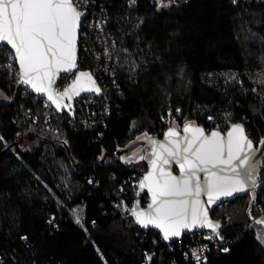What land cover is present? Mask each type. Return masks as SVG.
Instances as JSON below:
<instances>
[{
  "label": "trees",
  "instance_id": "16d2710c",
  "mask_svg": "<svg viewBox=\"0 0 264 264\" xmlns=\"http://www.w3.org/2000/svg\"><path fill=\"white\" fill-rule=\"evenodd\" d=\"M100 3L111 19L102 36L99 30H83L77 65L94 74L105 99L88 105L80 99L73 119L44 109L45 99L17 84V65L9 75L7 61L0 60V264H205L184 258L189 236L166 244L159 234L133 224L126 211L134 202L147 204V195L136 192L147 165H124L116 150L145 132L161 138L169 108L179 125L195 121L207 132L223 133L246 117L258 145L264 136V96L259 94L264 86L257 82L264 72V0H238L237 5L176 0L160 11L154 0H137L134 10H128L127 0H97L91 9L97 15L88 16V23L98 18ZM138 18H143L139 28ZM109 35V44L114 40L119 49L123 39L131 53L125 59L117 51L106 61L117 65L115 76L96 59L103 61L101 41ZM86 48L93 54L85 55ZM232 74L237 80L229 79ZM69 82L64 76L58 86ZM226 112L234 114L231 120ZM258 187L249 213L248 196L211 213L222 221L230 252L221 251L217 240H202L207 264H264V246L256 239L264 225L255 223L264 219V184ZM72 209L83 227L75 223Z\"/></svg>",
  "mask_w": 264,
  "mask_h": 264
},
{
  "label": "snow or ice",
  "instance_id": "6c2138e0",
  "mask_svg": "<svg viewBox=\"0 0 264 264\" xmlns=\"http://www.w3.org/2000/svg\"><path fill=\"white\" fill-rule=\"evenodd\" d=\"M154 3L157 11H160L176 3V0H154ZM231 3L237 5L238 0H231ZM97 6V0H0V60L7 61L9 75L13 74L14 65H18L15 72L17 84L26 86L37 98L46 97L44 109L54 106L56 112L67 109L73 115L74 97L83 92L97 96L102 94L103 89L94 74L88 71L75 72V79L63 91H57L54 87L59 73H72L77 68L78 46L83 30L91 28L99 30L98 36L105 34L106 25L111 19L105 3L99 4L98 18L93 23H85L89 14L97 15L91 12ZM127 6L128 10H134L138 6L137 0H127ZM138 20L137 28L143 23V18ZM109 39L110 35L101 41L105 45L103 61L100 57L96 59L105 62V72L115 76L117 65L109 67L106 61L112 59L117 51L125 53V59L131 53L123 46V39L119 49L114 40L109 44ZM92 54L85 49V55ZM137 68L133 60L132 71L137 72ZM180 71L182 73L183 69ZM229 79L237 80L236 74L230 75ZM257 82L264 86V72L259 74ZM113 83H116L115 79ZM252 91L256 93L258 89L253 88ZM259 94L264 96V90H260ZM176 113L181 114V109L176 108ZM168 115L169 126L163 133V140L152 138L145 132L136 137V141H145L150 150L139 151L132 144L128 146L129 155L120 157L127 163L146 160L149 166L139 181V188L147 189L151 202L147 209L133 203L129 214L142 228L151 226L159 229L164 241L179 237L184 230L208 229L209 234L205 235V239L219 241L220 250L229 253L230 247L224 246L222 225L210 218L209 210L217 201L222 204V198L232 197L234 193L247 192L253 200L256 199L257 187L264 184V179L258 175L262 161L257 157V153L264 156V136L256 142L259 147L255 146L246 128V117H242L240 122L230 123L226 134H222L218 128L206 133L203 127L186 120L181 135L177 121L171 118V108ZM261 115L264 116V112ZM225 116L231 120L234 114L226 112ZM208 119L211 121L214 117L209 115ZM131 127H136L135 121ZM3 139L0 136V140ZM173 163L179 167L178 176L170 170ZM89 183L92 181L89 180ZM71 195L69 191L68 196ZM203 196L207 197V203L202 201ZM63 205L64 202L58 201L59 207ZM72 212L76 215L75 223L83 227L77 210L72 209ZM48 223L51 225L54 221L50 219ZM255 223L264 225V219H257ZM20 239L26 247L30 246L26 235ZM256 239L264 246V237L258 233ZM205 251L207 245L200 249L199 255L195 250L192 255L198 262L203 258L207 264V257L203 256ZM152 258L146 254L147 260ZM33 264L37 262L34 260Z\"/></svg>",
  "mask_w": 264,
  "mask_h": 264
},
{
  "label": "water",
  "instance_id": "95a60500",
  "mask_svg": "<svg viewBox=\"0 0 264 264\" xmlns=\"http://www.w3.org/2000/svg\"><path fill=\"white\" fill-rule=\"evenodd\" d=\"M79 44H80V43H79ZM78 53H79V46H78ZM78 63H79V56H78ZM16 67L18 68V65H17ZM77 71H88V70H80V69L78 68V65H77V68L74 69L72 73H65V72H61V73H59L58 76H57V78H56V84L54 85V87H56V86L58 85L60 79H61L63 76H68V77L73 76L72 79L74 80V79H75V75H74V73L77 72ZM88 72H90V71H88ZM94 78H95V77H94ZM71 82H72V81H70V83H71ZM70 83H69V84H70ZM21 86L26 88V86H24V85H21ZM66 87H67V86H66ZM27 90H29V91L31 92L30 89H27ZM31 93H32V92H31ZM32 94H33V95H36L35 93H32ZM87 95H90V96H93V97L97 96V95H95V94H91V93L83 92V93H81L80 96H78V97H74V101H73V103H72V111H73V113H74L73 115H70V114L68 113L67 109H65V110L62 111V112H56L54 106H52V109H53V111H54L55 113H57V114H59V115H61V114H66V115H68L71 119H73V118H74V115H75V109H74V107H73L74 104H75V102H76L77 100H79L80 98H82V97H84V96H87ZM43 99L46 100V97H43ZM192 122H194L196 125H198L195 121H192ZM177 124H178V123H177ZM183 125H184V123H183L182 125H179V124H178V130L180 131L181 135H183ZM198 126L203 127V126H201V125H198ZM203 128H204V127H203ZM166 130H167V129H166ZM166 130H165V131H166ZM205 131H206V130H205ZM211 131H212V130H211ZM211 131H210V132H211ZM210 132H207V131H206V133H210ZM226 132H227V129H226V131L223 132L222 134H226ZM163 133H164V132H163ZM142 134H143V133H142ZM142 134H141V135H142ZM141 135H138V136H141ZM138 136H136V137H138ZM136 137H135L132 141H130L126 146H124V147H122V148L116 150V158L119 160V162H121V163L124 164V165H130V164H132V163H137V162L144 161V162L146 163V165H147V169H146L145 173L142 175V177H141V179H142L143 176L147 173V171H148V167H149V166H148V163H147L146 160H133L131 163H127V162H125V161H123V160L120 159L121 156H127V155H129V152H128V146H130V145H132V144H135V148H136L137 150H139V151L150 150V149L148 148V145L146 144L145 141H143V140H141V141H136ZM150 137H151V136H150ZM152 138H153V137H152ZM155 139L163 140V135H162L161 138H155ZM257 147H259V145H257ZM257 157H258V159H260L261 161H262V159L264 158V156H260L259 153H257ZM170 170H171V172H172L173 175H176V176L179 175V167H178L177 165H175L174 163L171 165ZM175 170H176V172H175ZM258 175H260V173H258ZM201 178H203V174H201ZM258 190H259V187H257V190H256V198H257V192H258ZM138 191H139V195H142V194H146V195H147V200H148L147 203L149 204V203L151 202V197H150V194L147 192V189L145 188V189L141 190V189L139 188V184H138ZM245 196H250V197H249L248 207H247V210H246V212L249 213V212L251 211V209L253 208V205H254L256 199L253 200L252 197H251V195H250L249 193H247V192H244V193H234V195H233L232 197L222 198V199H223V203H222V204L233 202L234 199H239V198H242V197H245ZM202 201H203L204 203H207V197H206V196H203V197H202ZM135 203H138L141 209H147L148 204H147L146 206L143 207V206L140 205V202H139V201H137V202H135ZM222 204H221L220 201H217V203H216L215 205H212V207H211L210 210H209L210 218H211V213H212V212H213V211H214L219 205H222ZM127 211L129 212L130 209L127 210ZM130 218L132 219L133 224H134L137 228H139L140 230H145V231H147V230L154 231L155 233L159 234V235L161 236L162 240H163L162 233H160L159 229L153 228V227H151V226H149V228H147V229H144V228H142L140 225H138V224L135 223V219H134L132 216H131ZM211 219H212V218H211ZM212 220H213V219H212ZM213 221H215V220H213ZM219 222H220L221 225H222V221H219ZM204 231L209 232L208 229H193V230H191V231H189V230H184V231H182V233H181V235H180L179 237H173V238H171L169 241H164V240H163V241L166 242V243H168V244H172V243H174V242L180 240L181 238H183V237L186 236V235H189V234H191V233L204 232Z\"/></svg>",
  "mask_w": 264,
  "mask_h": 264
},
{
  "label": "built area",
  "instance_id": "2783aa9c",
  "mask_svg": "<svg viewBox=\"0 0 264 264\" xmlns=\"http://www.w3.org/2000/svg\"><path fill=\"white\" fill-rule=\"evenodd\" d=\"M82 10H85V11H88L87 9H82ZM93 13V12H92ZM88 16H92V14H89ZM85 23H88V19H87V22H85ZM64 77V76H63ZM62 77V78H63ZM95 77V76H94ZM73 76H70V81H72L73 79ZM95 79H96V77H95ZM60 82V81H59ZM70 83V82H69ZM68 83V84H69ZM68 84H66L65 86H56L55 88L57 89V91H63V89L68 85ZM99 84V83H98ZM83 98H85V100H84V102H85V104L86 105H88V104H94V103H96V101L98 100V99H101V100H104L105 99V97H103L102 96V94L100 95V96H95V97H93V96H90V95H87V96H84V97H82V98H80V99H83ZM79 99V100H80ZM79 100H77V101H79ZM76 101V102H77ZM76 102H75V104H76ZM75 104H74V106H75ZM81 104L79 103V106H80ZM73 106V107H74ZM52 108V107H51ZM74 109H75V111H76V108L74 107ZM264 165H263V167H262V163H261V173H260V176H264ZM136 192L138 193L139 191H138V187H137V190H136ZM146 200H147V198H146ZM147 202H148V200H147ZM146 202V203H147ZM135 203V202H134ZM148 204V203H147ZM146 204V205H147ZM145 205V206H146ZM144 207V206H143ZM207 234H209V232H207V231H204V232H197V233H191V234H189V235H187V236H189L190 238H191V241L193 240V243L191 242H188L186 245H185V247H186V249H185V251H184V253H183V256H184V258L185 259H190L191 261H193V262H195V263H200V262H202L203 261V258H201V260L198 262L194 257H193V255H192V253H193V250H195L196 252H197V254L199 255L200 254V249L204 246V245H206V244H200L201 243V241L202 240H206L205 239V235H207ZM194 236H196V238H197V240H198V242H196L195 241V239H193V237ZM181 242L182 240L180 239V240H178L177 242ZM207 241H209V240H207ZM164 242V241H163ZM200 242V243H199ZM164 243H166V242H164ZM166 244H168V243H166ZM203 256H205V252L203 253Z\"/></svg>",
  "mask_w": 264,
  "mask_h": 264
},
{
  "label": "rangeland",
  "instance_id": "374dc122",
  "mask_svg": "<svg viewBox=\"0 0 264 264\" xmlns=\"http://www.w3.org/2000/svg\"><path fill=\"white\" fill-rule=\"evenodd\" d=\"M1 96V95H0ZM3 97V96H2ZM263 165H264V158L262 159V167H263ZM260 173H261V171H260ZM264 173V172H263ZM249 197L250 196H248V199H249ZM129 210V209H128ZM126 212H128V211H126ZM129 213V212H128ZM129 216L131 217V215L129 214ZM260 235L262 236V237H264V227H262L260 230Z\"/></svg>",
  "mask_w": 264,
  "mask_h": 264
}]
</instances>
